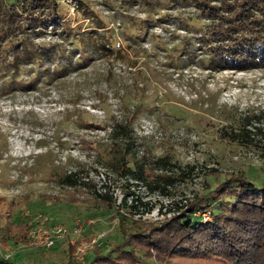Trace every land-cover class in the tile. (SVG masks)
I'll list each match as a JSON object with an SVG mask.
<instances>
[{"label": "rangeland", "instance_id": "rangeland-1", "mask_svg": "<svg viewBox=\"0 0 264 264\" xmlns=\"http://www.w3.org/2000/svg\"><path fill=\"white\" fill-rule=\"evenodd\" d=\"M64 1L69 6L64 21H59L61 25L33 24L15 34L10 32V37L0 36V51L9 47L10 40L22 46L28 43L29 47L63 44L58 27L66 25L75 30L87 25V20L77 15L75 5L79 1ZM85 1L107 21L102 33L111 36L114 29L112 41L120 46L118 53L99 57L78 50L83 61L90 60L89 64L81 65L78 55L72 54V63L65 66L61 64L67 62L65 57L54 59L51 55L35 68L28 65L20 70L24 81L30 80L31 71L37 75L23 89L4 87L10 79L0 70V210L9 209L7 199L15 202L12 210L18 212L20 220L27 221L41 213L48 216L47 228L63 223L70 229L77 222L84 224L74 234L63 233L51 246H39L30 242L28 234L32 227L25 230V242H16L9 236V228L11 233L18 228L4 223L0 229V255L11 261L66 264L70 247L75 258L79 243L105 230L108 234L102 241L108 247L119 236L117 209L128 216L133 212L142 225L163 224L161 227H171L172 231L175 222L169 220L203 197L206 182L214 178L211 173L225 178L248 174L251 167L264 165V135L256 129H264L257 118L264 114V61L245 69L226 68L220 65V58L208 63L210 52L217 58L215 49L221 48L223 42L211 41L215 35L212 31L220 28L203 26L207 21L197 0ZM213 4L220 2L215 0ZM259 4L260 0L254 4L244 0L242 8L257 22L253 23L254 28L264 30V16L255 15L251 7ZM193 17L202 18L193 23ZM17 19L20 25L27 21H21V16ZM144 20L151 21V25L143 24ZM126 21L146 27L142 35L139 33L136 47L129 46L131 41L125 34H119L127 28ZM63 67L70 71L53 75ZM139 95L146 97L140 96L138 101L146 102L149 97L152 102L148 100L150 106L130 113L126 103L132 104ZM115 119H129L134 124L138 134L136 151L143 160L169 155L180 165L176 171L185 168L175 185L169 186L172 195L149 187L147 182L106 173L100 166L93 154V144L105 141L104 125ZM245 124L252 130V142L245 140L249 135L242 128ZM238 128L242 132L240 141L227 135V131ZM77 165L84 167L81 174L91 180L89 187L61 184V175ZM148 172L153 177L160 171ZM104 189L116 199L111 208L95 198L94 191ZM131 199L136 207H130ZM29 213L34 216L26 215ZM197 213L203 215V210ZM164 229L152 233V238L158 240L160 254L166 257L164 264H237L229 257L213 255L215 248H206L194 256L171 255V232ZM142 240L136 237L135 245L146 246L148 239ZM122 263L135 264L132 259Z\"/></svg>", "mask_w": 264, "mask_h": 264}, {"label": "trees", "instance_id": "trees-1", "mask_svg": "<svg viewBox=\"0 0 264 264\" xmlns=\"http://www.w3.org/2000/svg\"><path fill=\"white\" fill-rule=\"evenodd\" d=\"M78 1L75 5L77 15L82 17L84 21L87 20V25L79 26L75 30H73V27L66 25L58 27L62 32L58 35L60 40L64 38L63 44L52 42L29 47L28 43L22 46V44L10 40L9 47L0 51V70L4 76H9L10 79L4 83V87L14 86L23 89V87L28 86L29 81L32 80L33 83L37 75L31 71L28 73V76L31 77L30 80L24 81L22 74H19L20 70L22 68L26 69L28 65H31L30 68H35V66L49 60L51 55H54V59L65 57L67 62L62 63L61 61L62 66H65L64 64L69 65V63H72V54L74 57L76 54L78 55L81 65H87L90 60L83 61L82 52H91L92 55H98L99 57H107L114 52L118 53L120 46L113 45L112 41L115 36L114 29L110 32L112 33L111 36L102 33L100 30L106 29L104 25L107 21L97 11H94L87 1ZM170 1L177 2L178 0ZM214 1L197 0L203 19H205V22H209L204 23L203 26L207 28L217 26L220 28L212 31V33L215 32V35L211 36V41L223 42L221 48L215 49L217 58L210 52L208 63L220 58V65H224L226 68L239 67L245 69L261 65L264 61V30L254 28L253 23L257 22L249 18V13L242 8L244 0H219V5H214ZM250 1L254 4L256 0ZM260 1L259 6L252 5L251 7L255 15L261 14L259 17H263L264 0ZM68 4L64 0H0V36L5 37L10 32L15 34L16 31L32 27L33 24L46 25V23H50L56 25L60 20L63 22L68 13ZM204 8H206L205 11ZM18 16H21V21L27 20L26 23L20 25L17 19ZM201 18L193 17V23ZM128 21H126L127 28L120 31L119 34H125V38L131 41L129 46L134 44L133 46L136 47L135 44H139L142 30L146 27ZM15 24H18V27H15ZM143 24L149 26L151 21L144 20ZM216 32H224V34L219 36ZM62 35L64 36L62 37ZM208 37L210 38L209 35ZM197 43H200V41H197ZM217 51H219L220 57ZM66 54H70V56L68 57ZM10 56L12 60L8 59ZM70 68L63 67L61 72L56 71L53 75H64L70 71ZM140 96L146 97L143 95L135 96V101L132 104L126 103L130 113L136 114L137 111L135 110L150 106L149 104L152 101L149 97L147 98L150 102L148 100L143 102L144 100H137ZM141 115L143 114L141 113L139 116ZM257 118L262 121L264 126V114H258ZM89 123L97 124L92 121ZM104 126L107 137L105 141H94L93 154L98 159L100 166L105 168L106 173L112 172L121 178L147 182L149 187L161 189L165 194L172 195V193H169V186L175 185L178 176L185 172V168L182 167L176 171V167H180V165L169 155L156 157L154 160L150 159L149 161L143 160L136 151L137 130L129 119H115L110 125ZM242 128L249 133L248 138L245 140L252 142L253 139L250 137L252 130L247 129V124ZM256 129L264 135L262 127L257 126ZM227 132V135L231 136L232 139L242 140V132L239 128L237 131L233 129ZM83 168L82 165H77L67 169L61 175V184L70 188L89 187L91 180H86L85 176H82ZM148 170L153 171V173L160 172L151 177ZM246 174L243 172L237 176L223 178L218 173H211L210 175L214 178L212 181L206 182L207 186L204 187L203 197L188 206L187 211H183L179 216L169 220L175 222L172 231H170L171 227H161L163 224L142 225L137 221L138 219L134 218L135 214L133 212L130 211L131 214L128 216L117 209L116 213L120 217L118 238L110 243L108 247H105L103 245L104 241H101L98 245L99 248L94 253H89L83 261L74 258L70 247L65 263L123 264L124 260L132 259L135 264H164L163 258L166 261V257L160 254L158 240L155 237L152 238V233L155 229H159L160 232L165 228V232H171L169 236L172 241L170 248H168L171 255L194 256L203 253L206 248H215L213 255L229 257L235 260L237 264H264V165L257 168L251 167V171ZM94 192L95 198L107 208L115 205L116 199L110 194L109 190L104 189V191ZM134 201V199H131L130 207H136ZM5 202H7L9 209L3 212L0 210V229L3 228L4 223H7L10 227L14 225L18 230L16 233H11L9 228V236L15 238L16 242L21 240L25 242V230L27 227L31 228L36 225L35 217L32 218L34 215L29 213L26 215H29L32 219L20 220L18 212L12 210V205L15 202L7 199H5ZM123 203L124 206L127 205L126 202ZM140 203L147 204L143 201ZM150 208L146 211H149ZM200 210H203V213H208L209 218L205 219L202 214L197 213ZM51 220L55 222L53 219ZM136 237L141 239L140 242L144 238L148 239L147 247L145 243H143V247L135 245ZM202 238L205 239L204 242ZM114 250H117V252L113 253ZM0 261L7 262V264H26L20 260L18 262L16 260L11 261V259L2 255H0Z\"/></svg>", "mask_w": 264, "mask_h": 264}, {"label": "built area", "instance_id": "built-area-1", "mask_svg": "<svg viewBox=\"0 0 264 264\" xmlns=\"http://www.w3.org/2000/svg\"><path fill=\"white\" fill-rule=\"evenodd\" d=\"M205 219L209 218L208 213H203ZM42 219V220H41ZM36 225L32 227L29 231L30 242L39 245V246H51L54 244L56 238L60 237L63 233L69 232V234H74L79 231V227L82 228L84 225H80L78 222L72 227L67 228L62 224H54L52 227H49L48 216H44L41 213L35 216ZM90 224V222H88ZM72 228V229H71ZM108 234V231L105 230L102 233L89 238L88 240L78 244L77 252L75 258L77 260L83 261L85 257L96 247Z\"/></svg>", "mask_w": 264, "mask_h": 264}]
</instances>
